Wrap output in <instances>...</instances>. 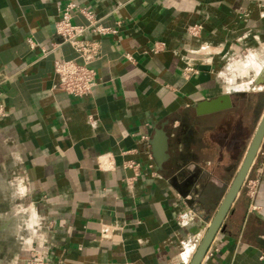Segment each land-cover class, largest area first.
Segmentation results:
<instances>
[{
  "label": "crops",
  "instance_id": "0c3cea01",
  "mask_svg": "<svg viewBox=\"0 0 264 264\" xmlns=\"http://www.w3.org/2000/svg\"><path fill=\"white\" fill-rule=\"evenodd\" d=\"M67 1L115 31H85L84 51L60 41ZM71 21L89 23L80 11ZM56 57L93 67L92 92L63 90ZM186 63L197 69L188 77ZM0 90V264H28L32 247L50 264H187L208 221L175 176L201 188L211 218L264 110V0H0ZM226 92L230 106L197 111ZM162 123L160 169L149 140ZM252 203L264 207V135L199 264H264V212Z\"/></svg>",
  "mask_w": 264,
  "mask_h": 264
},
{
  "label": "built area",
  "instance_id": "2783aa9c",
  "mask_svg": "<svg viewBox=\"0 0 264 264\" xmlns=\"http://www.w3.org/2000/svg\"><path fill=\"white\" fill-rule=\"evenodd\" d=\"M80 11L89 20L88 24H76L71 21L73 12ZM87 30L93 31L98 34H107L114 32L115 29L104 26L100 23H96L93 11L83 5H78L74 1H67L60 8V15L55 21V32L60 36V41H70L76 49L79 51H84L86 49L85 45L79 39V37ZM186 30L194 35L200 33L201 24L194 23L187 26ZM28 42L31 46H35L36 42L32 37H28ZM60 43V42H58ZM207 45H203L200 50L208 53L213 49H205ZM164 47V41H155L152 46V51H158ZM209 47V46H207ZM43 50L46 51L45 47L42 46ZM129 59H132V55L128 52L125 53ZM53 70L58 77V85L68 93L75 96H82L92 92V89L96 83V72L95 69L85 63H78L73 59H66L62 57H56L53 60ZM197 69L191 64L186 63L182 67L183 74L188 77L192 73L196 72ZM6 113L5 103L3 100V95L0 90V117L4 116ZM112 161L109 160L107 165L110 166ZM125 167L133 168L137 170L138 163L128 160L124 162ZM133 177H127L126 182H131ZM248 189L252 194L255 193V182L254 180L248 181ZM253 209L264 212V207L259 204L252 203ZM30 257L28 259V264H50L47 258L41 253L40 250L30 248ZM117 264H133L130 260L120 261Z\"/></svg>",
  "mask_w": 264,
  "mask_h": 264
},
{
  "label": "water",
  "instance_id": "95a60500",
  "mask_svg": "<svg viewBox=\"0 0 264 264\" xmlns=\"http://www.w3.org/2000/svg\"><path fill=\"white\" fill-rule=\"evenodd\" d=\"M230 105H231V97L229 92L220 93L212 99H208L206 101H200L196 104L197 111L199 113L215 111ZM263 135H264V110L259 118L255 130L247 145L241 163L231 183L229 184L228 189L226 190L220 204L218 205L214 215L211 218H210V210L207 211V214L202 213L203 210L202 199L201 197H199V194L201 193V188L199 189V187H195L194 191L190 192L184 186L186 180H190V177L189 179H182L181 181H178L179 179L177 178V176H175L177 182L176 184L178 185L177 188L180 191V194L184 202L189 207H191L196 213H198L203 220L208 221V225L201 237V240L198 243L195 251L193 252L187 264H199L200 261L202 260L215 233L219 229L220 224L224 216L226 215L232 201L234 200L235 196L237 195V193L241 188L242 182L249 170L252 160L256 155L257 149L260 145ZM149 142L151 144L152 156L157 166L160 169H162L163 162L168 158V152H167L168 134L166 132V129L164 128L163 123L159 127H156L154 129V134L152 135Z\"/></svg>",
  "mask_w": 264,
  "mask_h": 264
},
{
  "label": "rangeland",
  "instance_id": "374dc122",
  "mask_svg": "<svg viewBox=\"0 0 264 264\" xmlns=\"http://www.w3.org/2000/svg\"><path fill=\"white\" fill-rule=\"evenodd\" d=\"M210 47V46H209ZM205 49H209L207 46ZM256 110H257V107L256 108H253L250 112V114H252V117L250 118L251 120H253V117L254 115L256 114ZM249 126L251 127L252 125L249 124Z\"/></svg>",
  "mask_w": 264,
  "mask_h": 264
}]
</instances>
